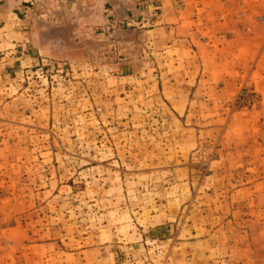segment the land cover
I'll return each instance as SVG.
<instances>
[{"label":"rangeland","instance_id":"1","mask_svg":"<svg viewBox=\"0 0 264 264\" xmlns=\"http://www.w3.org/2000/svg\"><path fill=\"white\" fill-rule=\"evenodd\" d=\"M206 2L0 0V264H264V0Z\"/></svg>","mask_w":264,"mask_h":264},{"label":"crops","instance_id":"2","mask_svg":"<svg viewBox=\"0 0 264 264\" xmlns=\"http://www.w3.org/2000/svg\"><path fill=\"white\" fill-rule=\"evenodd\" d=\"M263 1V0H262ZM204 2H206L204 0ZM243 2V4H242ZM207 6L210 5V10L214 14H210L214 17H218L219 19H223V21L230 19L231 17H239L241 14V5L250 6L251 4H256V0H207ZM217 5L216 10L214 11L211 8V5ZM241 4V5H240ZM205 8V7H203ZM207 7L205 9V12L207 11ZM208 12V11H207ZM246 13V12H244Z\"/></svg>","mask_w":264,"mask_h":264}]
</instances>
